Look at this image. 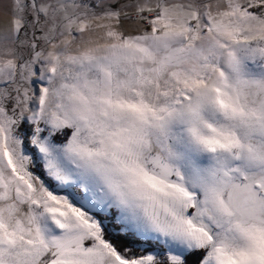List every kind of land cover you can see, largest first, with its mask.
I'll list each match as a JSON object with an SVG mask.
<instances>
[{
  "label": "snow or ice",
  "instance_id": "obj_1",
  "mask_svg": "<svg viewBox=\"0 0 264 264\" xmlns=\"http://www.w3.org/2000/svg\"><path fill=\"white\" fill-rule=\"evenodd\" d=\"M0 264H264V0H0Z\"/></svg>",
  "mask_w": 264,
  "mask_h": 264
}]
</instances>
